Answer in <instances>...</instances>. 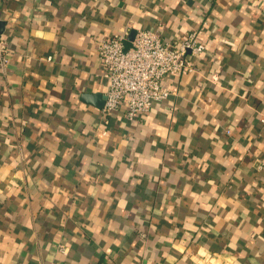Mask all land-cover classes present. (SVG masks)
Listing matches in <instances>:
<instances>
[{
	"label": "crops",
	"instance_id": "obj_1",
	"mask_svg": "<svg viewBox=\"0 0 264 264\" xmlns=\"http://www.w3.org/2000/svg\"><path fill=\"white\" fill-rule=\"evenodd\" d=\"M127 24L206 44L134 119L97 50ZM0 33V264H264V0H0Z\"/></svg>",
	"mask_w": 264,
	"mask_h": 264
},
{
	"label": "built area",
	"instance_id": "obj_2",
	"mask_svg": "<svg viewBox=\"0 0 264 264\" xmlns=\"http://www.w3.org/2000/svg\"><path fill=\"white\" fill-rule=\"evenodd\" d=\"M131 29L127 24L117 32L99 36L97 50L109 81L102 112L105 115L114 113L126 104V117L134 119L136 114L148 111L154 103L168 100L176 92L167 78L194 72L193 57L203 53L206 44L201 40L203 29L192 30L180 40L166 42L160 29L142 28L136 30L131 46H127ZM9 53V41L0 33L2 73L8 71ZM263 165L264 162L259 161L257 168ZM59 250L66 253L68 249L60 244Z\"/></svg>",
	"mask_w": 264,
	"mask_h": 264
},
{
	"label": "water",
	"instance_id": "obj_3",
	"mask_svg": "<svg viewBox=\"0 0 264 264\" xmlns=\"http://www.w3.org/2000/svg\"><path fill=\"white\" fill-rule=\"evenodd\" d=\"M134 36V33H132L131 34V38ZM95 97V99L97 100V98H98V95H96V96H94ZM106 98V97H105Z\"/></svg>",
	"mask_w": 264,
	"mask_h": 264
}]
</instances>
